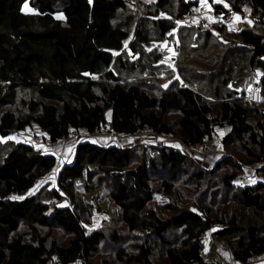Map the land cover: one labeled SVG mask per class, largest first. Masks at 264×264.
Here are the masks:
<instances>
[{"label":"trees","instance_id":"1","mask_svg":"<svg viewBox=\"0 0 264 264\" xmlns=\"http://www.w3.org/2000/svg\"><path fill=\"white\" fill-rule=\"evenodd\" d=\"M132 2L0 0V137L35 125L43 134L40 142L50 146L82 131L93 135L106 130L119 136L175 135L182 148L195 149L206 140L213 141L215 128L226 125L231 132L225 142L233 138L242 145L246 155L252 158L250 164L264 160L261 155L264 153V125L257 123L253 128L248 122L251 109L264 110V33L259 30L264 26V0H224L230 9L215 3L216 14L212 13L220 20L227 18L228 11L238 13L245 5L251 9L254 27L246 23L238 33H229L222 20L216 31L217 35H231L232 42L241 48V53L232 52L229 56L230 59L236 56L232 60L235 64L236 58L242 57L245 66L241 69L256 67L261 71L254 84L247 87L251 73L242 71L235 75L236 70L231 66L234 63H228L229 67L208 75L201 74L198 67L192 68V72L201 75L203 86L199 87L198 82L183 78L185 74L180 70L177 78L172 81L168 78L167 87L156 93L119 76L127 68L132 72L135 69L114 56L122 52L129 39L133 18L126 12ZM174 4H177L175 14L171 11ZM153 7V10L146 7L147 14L134 23L129 45L132 55L149 66L164 63L160 56L147 54L146 48L164 40L176 29L175 20L191 15L198 2L156 0ZM161 14L173 17L174 25L170 17L154 19ZM247 19L249 21V17ZM151 29L155 30V37ZM210 33L205 34L202 49L208 48ZM201 51L181 49V57L187 52L181 59L188 60L192 56L202 62L205 59L198 57ZM116 61L119 70L114 71L112 66ZM178 61L172 59L170 71L176 68ZM203 76L213 82L206 85ZM251 87L260 94L258 102L246 98ZM204 88L218 103V112L214 115L211 102L203 95ZM20 91L34 94L29 103L21 101L27 108L24 114L10 110L16 105ZM237 95L241 97H234ZM171 113L178 115L176 129L167 120ZM158 160L159 165L150 160L133 168L130 149L79 141L71 161L59 170L58 189L30 194L37 182L55 168L57 160L52 153L36 151L30 144H12L0 155V264H92L90 259L104 236L100 231L87 233L79 205L74 203L73 183L77 180L90 183L95 174L114 179L108 195L122 226L130 233H152L155 238L152 243L139 244L131 255L119 249L116 256L120 260L155 264L152 257L157 252L165 258L166 264H217L210 262L202 246L204 235L211 229L218 230L215 239L229 249L232 263L246 264L264 256V178L254 185L237 188L233 181L239 176L232 172L222 176L219 184L226 189L224 196L228 190L236 189L242 210L262 216L260 224H251L249 216L241 220L246 224H241L238 214L219 211L215 203L205 199L193 200L192 208H180L175 215L163 220L151 207L154 195L160 192L167 197L171 195L174 181L186 166L187 158L182 151L163 148L159 150ZM260 168L258 171L264 170ZM150 171L166 175L154 183ZM192 177L195 182L201 181L204 172H196ZM13 196L22 199H11ZM66 199L72 207L60 206ZM56 229L68 236L63 246L50 240ZM175 229L184 234L179 246L165 236ZM107 263L102 261V264Z\"/></svg>","mask_w":264,"mask_h":264},{"label":"rangeland","instance_id":"2","mask_svg":"<svg viewBox=\"0 0 264 264\" xmlns=\"http://www.w3.org/2000/svg\"><path fill=\"white\" fill-rule=\"evenodd\" d=\"M184 1L186 2L188 0ZM195 1L198 2V7L194 9L191 15L175 20V30L170 31L164 40L153 42L151 46L146 48L147 54H150L151 57L160 56L161 62L164 63V65L157 63V65L152 66L143 65V59L139 60V57L132 55L129 45L132 43L134 35V23L140 18H144L147 14L145 13L146 7H151L150 10L154 9L153 2H156V0H133V2L129 4L126 14L131 15L133 18V25H131L129 30V39L124 43L122 52L114 53V56L116 60L122 58L129 67L135 66V69L133 72L128 70V68L127 70H123L119 73L121 78L132 83H137L144 89L156 93L160 88H165V85L169 83L168 78L170 81L177 78L178 71L180 72V70L185 74L183 78H189L198 82L199 87V85L203 86L201 75L197 74V72H192V68L198 67L201 69V74L208 75L213 72L219 73V68H227L229 67L228 63H234L232 60L236 56H233L231 59L229 56L232 52L238 55L242 52L239 51L241 48L237 47V45L232 42L231 35H217L216 26L224 23V28L229 33H238L246 23L254 27L253 20H255V18L251 9L245 5L238 13L235 11H228L227 18L221 17L220 20H215L208 25L211 19L206 16H209L210 13L216 14L213 10L215 3L222 5L226 9H230V7L225 6L226 4L223 3L224 0H205V4H201V0ZM203 8L205 12L201 14L199 11H202ZM176 10L177 4H174L171 11L175 14ZM25 11L27 12L28 9L25 8ZM168 17L170 16L161 14L154 19L163 20L169 19ZM242 17L243 19H241ZM247 17H249V21ZM170 18L173 21V17ZM152 20L153 18L150 20V23ZM222 20L223 22L220 23ZM124 21L125 16L123 18V22ZM177 21L180 23H177ZM146 22L149 27H152L149 21ZM207 30L209 33L211 32L210 34L212 35L209 37L210 41L208 48L202 49L206 36L205 34L208 32ZM259 30L264 33V26H261ZM151 34L153 37L157 35L154 29H151ZM184 43H186V45ZM184 48L189 51L191 48H194V50H202L200 53L202 56L199 54L198 57L205 60L199 62L192 56L188 57V60L181 59L183 56L187 55V52H185L182 57L180 55V50ZM173 58L179 61L176 68L170 71L168 67H173ZM236 62V64L234 63L231 65L232 68L236 70L235 75L241 74L242 71L251 73L247 82L248 84H246L247 87L254 84L257 77L260 76L261 71L256 67L241 69V66H245L242 57H237ZM193 63H198V66L193 67ZM118 68L119 66L116 61L112 69L115 71L119 70ZM171 72L173 73L170 76ZM203 77L205 78L204 81L206 85L209 84L211 80L213 82V79L210 77ZM234 80L236 81V79ZM245 87L246 86H243V89H245ZM205 88L203 89V95L206 97V100L211 102L214 115L215 112H218V103L214 102V98L210 96L212 94L209 91L205 92ZM234 97L241 96L237 95ZM260 98L259 94V100ZM32 99H34L33 92L20 91L18 93L16 105L10 110L17 114H24L27 108L20 104L21 101L29 103ZM248 99H251L250 95ZM106 115L107 118H109L110 113L107 112ZM167 120L172 124L173 128L176 129L178 115L171 113L168 115ZM248 122L253 128H256L257 123L264 125V110L255 112L251 109ZM230 132V127L226 125L217 127L215 128L214 140H206L201 147L198 146L195 149L182 148L175 135L158 136L152 133H139L133 136H119L109 133L106 130L93 135H87L85 131H82L77 133L74 137L70 136L65 139L64 142H59L50 146L45 143H37V140H40L43 134L33 125L19 133L12 131L7 137H0V155L4 154L8 150V147L14 143L30 144L36 151H40L44 154L49 152L52 153L57 160L55 168L42 177L30 191V194H35L38 191L44 194L46 190L52 191L53 189H58L57 178L59 176V170L70 162L75 146L79 141H89L102 146L111 145L130 149L132 152L133 168L141 165L145 161L148 164L150 160L157 162L159 165V150L163 148H174L182 151L187 158V164L177 175L174 181V189L170 196L167 197L162 192L154 195L151 207L157 211L160 219L164 220L172 217L180 208H192L194 204L193 200L205 199L206 201L210 200L215 203L219 211L226 210L225 212L228 214L234 212L239 215L240 221L249 216L248 220H250L251 224H257L262 222L260 220L263 219V217L251 210H242L239 205L240 196L238 191L236 189L228 190L227 193H225L227 196H224V190L226 189L222 187V185H219L221 177L225 174H231L232 172L236 174V177L239 176L233 181L234 186L237 188L246 185H254L264 178V170L258 171L257 169L260 167H262L260 169H264V160L250 164L249 159L252 161V158L246 155L242 145L234 142L233 138L228 142L224 141ZM248 147H250L255 154L260 155V152L254 146L248 144ZM261 155L264 159V153ZM254 164L259 166H255ZM196 172H204V178L201 181L195 182L193 180L192 176ZM150 174L154 183L158 182V180L164 178L166 175L161 171H156L154 173L150 171ZM113 180L112 177L95 174L90 183H85L83 180H77L73 183L74 203L79 205L81 220L87 233L100 231L104 236V240L90 259L92 264H102L103 260L107 261V264H134L127 260L118 259L116 256L117 251L122 249L123 252L131 255L137 251V246L139 244L147 241L152 243L155 240L152 233L146 234L140 231L130 233L122 226L118 219L117 209L113 206L108 195L113 185ZM84 184L87 186L84 187ZM60 206L72 207L73 205H70L69 200L66 199L61 202ZM242 223L246 224V221H241V224ZM217 231V229H211L206 232L202 239L203 251L206 257H210V262L215 261L217 264H231L229 261V249L223 242H219L215 239V233ZM165 236L173 245L179 246L180 240L183 238L184 234H181L180 231L175 229L167 232ZM67 239L68 236L57 229L54 230L50 237L51 241H55L61 246L66 244ZM259 258H262V256L254 258V260ZM152 261L155 264H166L165 258L160 256L157 252L153 253ZM74 264L80 263L76 262Z\"/></svg>","mask_w":264,"mask_h":264},{"label":"crops","instance_id":"3","mask_svg":"<svg viewBox=\"0 0 264 264\" xmlns=\"http://www.w3.org/2000/svg\"><path fill=\"white\" fill-rule=\"evenodd\" d=\"M206 16V15H205ZM206 17H208V18H210L211 20H210V22H209V24L211 23V22H214L215 20H216V18L214 17V15L212 14V13H210L209 14V16H206ZM242 19V18H241ZM204 22H205V20H204ZM72 159V158H71ZM71 161V160H70ZM230 261V260H229ZM230 263L231 264H235V263H232L231 261H230ZM246 264H264V256H262V258H259V259H257V260H251V261H249L248 263H246Z\"/></svg>","mask_w":264,"mask_h":264},{"label":"built area","instance_id":"4","mask_svg":"<svg viewBox=\"0 0 264 264\" xmlns=\"http://www.w3.org/2000/svg\"><path fill=\"white\" fill-rule=\"evenodd\" d=\"M249 92H250V94H249ZM249 95H250L251 99H248ZM246 98L249 101L258 102V100H259V92L255 88L251 87L249 89V91L247 92ZM37 141H40V140H37Z\"/></svg>","mask_w":264,"mask_h":264},{"label":"snow or ice","instance_id":"5","mask_svg":"<svg viewBox=\"0 0 264 264\" xmlns=\"http://www.w3.org/2000/svg\"><path fill=\"white\" fill-rule=\"evenodd\" d=\"M90 2H91V0H90ZM201 4H205V0H201ZM225 6H227V5H225ZM25 7L27 8V4L25 5ZM29 11H31V9H29ZM177 23H180V22L177 21ZM165 87H167V85H165ZM11 199H22V197H15V196H13V197H11Z\"/></svg>","mask_w":264,"mask_h":264},{"label":"bare ground","instance_id":"6","mask_svg":"<svg viewBox=\"0 0 264 264\" xmlns=\"http://www.w3.org/2000/svg\"><path fill=\"white\" fill-rule=\"evenodd\" d=\"M205 12V9L203 8V10H202V13L201 14H203ZM248 91V90H247ZM247 96V95H246ZM75 135H73V136H71V137H74ZM37 143H41L40 141H37Z\"/></svg>","mask_w":264,"mask_h":264}]
</instances>
